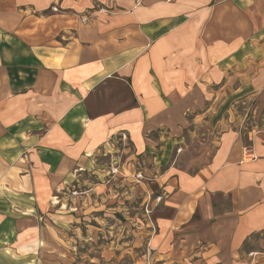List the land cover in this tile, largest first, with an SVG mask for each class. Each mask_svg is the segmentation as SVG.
Here are the masks:
<instances>
[{
	"label": "crops",
	"instance_id": "1",
	"mask_svg": "<svg viewBox=\"0 0 264 264\" xmlns=\"http://www.w3.org/2000/svg\"><path fill=\"white\" fill-rule=\"evenodd\" d=\"M256 96L264 0H0V264H41L36 214L123 137L172 212L151 264H264V239L245 249L264 232V128L223 132L194 173L176 154L198 109Z\"/></svg>",
	"mask_w": 264,
	"mask_h": 264
},
{
	"label": "rangeland",
	"instance_id": "2",
	"mask_svg": "<svg viewBox=\"0 0 264 264\" xmlns=\"http://www.w3.org/2000/svg\"><path fill=\"white\" fill-rule=\"evenodd\" d=\"M260 98L213 102L198 109L196 118L187 117L182 148L176 151L181 169L194 173L206 165L225 131H238L250 144V132L264 128ZM204 110L213 117L205 118ZM122 139L97 153L92 164L77 168L72 180L47 200L46 210L36 214L41 264H151L155 215L172 212L162 208L160 185L142 175L151 169L150 157L136 155L132 144ZM261 239L264 232L252 238L246 251L260 249Z\"/></svg>",
	"mask_w": 264,
	"mask_h": 264
}]
</instances>
